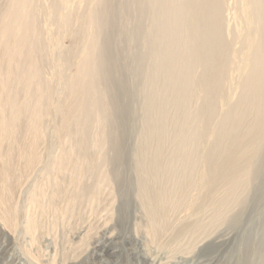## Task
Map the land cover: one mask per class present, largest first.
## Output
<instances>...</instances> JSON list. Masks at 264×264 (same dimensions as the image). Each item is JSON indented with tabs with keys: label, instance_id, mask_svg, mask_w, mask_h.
Instances as JSON below:
<instances>
[{
	"label": "rangeland",
	"instance_id": "1",
	"mask_svg": "<svg viewBox=\"0 0 264 264\" xmlns=\"http://www.w3.org/2000/svg\"><path fill=\"white\" fill-rule=\"evenodd\" d=\"M248 1L0 0V264H264Z\"/></svg>",
	"mask_w": 264,
	"mask_h": 264
},
{
	"label": "bare ground",
	"instance_id": "2",
	"mask_svg": "<svg viewBox=\"0 0 264 264\" xmlns=\"http://www.w3.org/2000/svg\"><path fill=\"white\" fill-rule=\"evenodd\" d=\"M259 3V0H249L248 1V5H246L245 10L243 11L246 15V19H245V23L247 24V28H252L253 24H263L262 28L264 31V9L263 8H259L256 12L254 11L255 9H253V6H255L256 4ZM210 9V13H216L218 12V8L216 5H212V6H208ZM204 7V11H205ZM241 10V9H240ZM246 10L252 14L251 16H253V19L251 20L248 16V13L246 12ZM203 12H200V15H202ZM212 18L210 19V26L214 25L213 19L214 16L213 14H211ZM235 24V23H234ZM217 22L215 23V27H217ZM249 30V29H248ZM259 36L257 34L254 33H247L246 36V43H245V54H244V64L246 65L248 63V65L252 68V69H256L255 73H257V71H263L264 72V33H258ZM260 34L263 35L260 36ZM213 37V35H212ZM258 37V38H257ZM262 37V38H261ZM211 41L213 43H217L219 45H223V43L219 40V38L217 36L214 37V39L211 38ZM221 47V46H220ZM223 48V47H221ZM226 54V52L224 50H222L217 58L220 61V65L216 66L214 68V72L217 76V78L214 80V85L216 87H219L221 85L220 83V79H218V77H221L224 73L225 70L228 67V60L226 61L227 56L223 54ZM255 54V55H254ZM230 56H232V65L234 66L235 69L238 68V72H239V67H237V65L234 63V59H236V54H234V52H230ZM225 57V60H224ZM225 61L224 63L222 61ZM227 65V66H224ZM242 66V65H241ZM239 74V73H238ZM252 92L249 94V98L252 97L250 100H252V105L250 108V112L253 114L256 123L261 124L264 121V76L261 75H256L254 74L252 77ZM206 85L202 86L201 88H199V92H206L208 91V88L210 87L208 85V83H205ZM237 89V87H235ZM257 90V92H256ZM237 92V91H236ZM238 96V95H236ZM234 97V95H233ZM248 98V99H249ZM253 131V130H252ZM239 142L236 144L238 145ZM258 147V143L254 141V139L252 141L249 142V147L247 148V151L250 150V154L252 155L256 149ZM235 151L233 152V154L229 155L227 157V161L225 162L226 165L231 166L232 161L235 159L234 158V154ZM246 164V163H245ZM220 170L219 165L217 167H215L212 171L218 172ZM154 216L153 211L150 213V218L152 219V217Z\"/></svg>",
	"mask_w": 264,
	"mask_h": 264
}]
</instances>
